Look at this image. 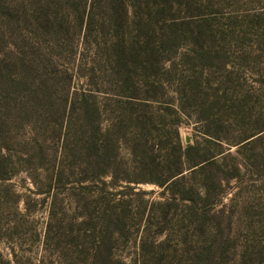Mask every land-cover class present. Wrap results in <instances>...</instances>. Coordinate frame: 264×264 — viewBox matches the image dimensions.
<instances>
[{
	"label": "rangeland",
	"instance_id": "rangeland-1",
	"mask_svg": "<svg viewBox=\"0 0 264 264\" xmlns=\"http://www.w3.org/2000/svg\"><path fill=\"white\" fill-rule=\"evenodd\" d=\"M118 1L0 0V153L8 156L0 157V264H88L71 251L75 216L112 194L130 237L114 250L127 264L147 232L177 247L163 264H264V0H169L154 10L165 8L167 23L137 15L125 23ZM154 45L163 65L143 68ZM120 54L134 58L138 83L112 69ZM130 91L149 104H128ZM115 119L117 178L103 179L111 194L90 198L89 139L96 123ZM141 123L154 149L132 153ZM176 131L183 150L196 148L190 161L214 163L163 186ZM60 168L63 182L50 183ZM180 190L192 198H170ZM72 235L89 245L85 233ZM209 239L204 255L188 250Z\"/></svg>",
	"mask_w": 264,
	"mask_h": 264
},
{
	"label": "trees",
	"instance_id": "trees-1",
	"mask_svg": "<svg viewBox=\"0 0 264 264\" xmlns=\"http://www.w3.org/2000/svg\"><path fill=\"white\" fill-rule=\"evenodd\" d=\"M118 2L121 6L119 8L118 5V9L120 11V19H123L125 23L129 21L131 17L130 15H133V17L137 15L136 21L138 20L139 22L154 19L158 21L161 20L164 21V23H167L169 17L168 14L165 13V8L161 7L158 8V11H154L156 9L155 5L159 7L162 5V3H170V6L171 4H173L172 1L169 0H119ZM157 14L161 16L164 14L166 15L162 16V19H156L155 15ZM163 36H165L164 33L161 35V39L163 40H157L161 44H164L166 42V39H164ZM159 52L160 50L158 48V45H154L151 49V53H153V55H149L151 57L150 59L148 58L147 61L141 62V66H143V68H147L148 66L156 67L159 64L163 65V59L159 57ZM133 59L134 58L129 60L127 58H121L120 54L119 58L115 59L114 67L113 65H111L113 68H110L114 69L116 73H120L123 70V73L120 77L121 82L123 80L125 82H131L134 84L138 83V79L136 78L135 73L137 66L131 62ZM121 60H123V65L121 64ZM134 84L133 87L135 88ZM124 85L127 87L126 84ZM130 92L131 93H127V95H125L126 102L128 104L135 105L140 104V102L149 104V102L143 101L144 99L149 98L140 97L137 93H134L133 91ZM79 96V108L82 109V111L86 112V109L90 107V97H88V95H86L84 92L81 93ZM111 96L112 95H110V97ZM119 122L120 121L117 122V120L115 119L114 122H112L111 125L108 124L106 128L100 127V122L94 125L93 135L89 139L91 150L86 155V163L89 165V170L87 171L88 177L86 178L92 180L91 182L95 187L92 188L89 193L90 198H94L95 194H97L96 192L100 194L99 197L102 195V193L111 194V192L106 189L110 183L103 179L106 175H112L114 178H117L116 170L118 163L116 164V159L118 151L117 149L111 147V144L119 142V140H117L118 137L115 134L119 127ZM138 128L141 133H136V131L134 130L131 132L132 137L130 138V148L132 150V153H137V150L139 148H143L142 150L144 153L152 152L155 143L153 141L151 142L147 136H144L146 134L142 133L145 128L143 123H141ZM263 130L264 128H262L260 131ZM97 134L99 135L97 136ZM114 136H116V141H113ZM176 137L177 141L175 143V148L173 147L175 151L170 154V156L172 157L171 161L174 160L175 163L170 166H168V164L164 165L166 167L164 169L165 178L163 179L164 181H161V184L163 186H169L177 183L180 184L182 179L184 178V171L188 170V172L192 174L197 172V169L194 168L195 166L199 165V167H203L205 164H208L210 162L214 163V161H212L214 156L205 157L201 161H190V157H188V151L194 150L196 148H194L193 145H189L185 148V150H183L177 131ZM105 142H108L109 144L107 146L106 151L104 152ZM158 150H160V148ZM170 152L172 151H169V153ZM156 155L159 157L160 162L167 163L170 161L168 159V156L165 158V156L167 155L166 153L163 155L161 153H156ZM0 157L6 159V157L8 156L0 153ZM65 174L66 169L60 168L54 172H48L47 179L50 181V183H61L65 178ZM207 179H210L211 181L214 180L215 184L218 185H221L223 181V177L221 176H217L216 178H214L213 176H209ZM177 194L179 195H176V192L173 191L170 195V198L175 199L176 197L179 198V196L182 199H186L185 196H187V198L189 199L192 198L188 197L187 194L183 196L182 194L185 193L182 190H180V192ZM67 195L70 196L71 191L67 192ZM113 202V194L112 196L104 195L102 197V202H99L98 205L96 203V199H93L89 203L87 202L88 204L86 206L82 207L84 211L76 214L75 216V220L81 218V221H79L80 226L77 229H71V246H75V251H71L76 257H80L79 255L84 254V256H86L85 262L88 264H127L123 260V258L126 257H117V253L114 250V244L118 240H124L125 242H128L130 240L129 235L127 234L129 228L126 219L122 215H120L119 212L116 211ZM102 208L104 209V212L103 215H100V209ZM104 218H107V220H104ZM75 231L76 233L78 232V235L83 232V234L85 233L86 235L90 236L91 239L88 241L89 245L86 246L85 239L83 241H80V243L77 240V235H72ZM50 233L51 230L49 228L45 233V237L47 240L51 237ZM206 234L207 233L204 232L202 234H197V236L198 238H201V236L205 237ZM208 236L212 237L210 233ZM170 241L171 240L169 236H166L164 239L158 241L157 235L150 236L148 232L141 234L139 245H136L134 243V250L131 251L132 253H129V255H127L128 264H146L147 262H151V264H163V261L167 259V257H169L171 253H176L178 251L177 247H175L174 245L172 246ZM187 241L189 242V240ZM210 241L211 239H209V245L207 248H204L202 246V249L198 250L199 248L193 249L192 247H189L188 250L191 251L195 256H198L202 253L204 255L205 252H209L211 248ZM148 243H150V245H152L154 249L146 252V246L149 245ZM156 248L157 250H155ZM187 252L188 251L186 250V253ZM76 260H79V258ZM72 261L75 260L71 259V262Z\"/></svg>",
	"mask_w": 264,
	"mask_h": 264
}]
</instances>
